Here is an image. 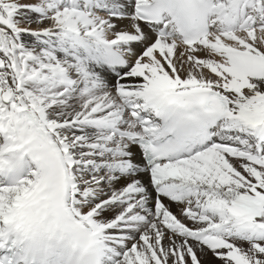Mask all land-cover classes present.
Instances as JSON below:
<instances>
[{
	"label": "snow or ice",
	"instance_id": "snow-or-ice-1",
	"mask_svg": "<svg viewBox=\"0 0 264 264\" xmlns=\"http://www.w3.org/2000/svg\"><path fill=\"white\" fill-rule=\"evenodd\" d=\"M0 264H264V0H0Z\"/></svg>",
	"mask_w": 264,
	"mask_h": 264
}]
</instances>
